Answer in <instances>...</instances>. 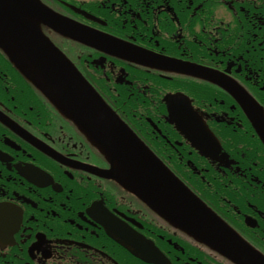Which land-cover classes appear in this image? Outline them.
<instances>
[{
    "label": "flooded vegetation",
    "instance_id": "flooded-vegetation-1",
    "mask_svg": "<svg viewBox=\"0 0 264 264\" xmlns=\"http://www.w3.org/2000/svg\"><path fill=\"white\" fill-rule=\"evenodd\" d=\"M74 2L102 22L75 13L61 0L46 3L90 27L174 59L168 72H159L103 58L94 49L46 32L108 103L171 160L186 185L249 245L247 255L264 260V145L222 89L184 75L185 63L225 75L248 90L264 112V0ZM183 89L195 93L205 109L204 119L220 125L227 142L233 140L228 150L234 163L207 160L168 123L162 96ZM30 91L0 54V264H152L131 254L113 234L122 239L129 234L150 237L163 264H223L221 252L209 255L203 246L211 247L184 241L177 228L160 222L133 194L91 174L89 165H108L70 121L35 94L29 100ZM26 163L49 173L51 180L31 182L30 177L39 182L47 178L30 169L28 176ZM92 203L96 206L88 213Z\"/></svg>",
    "mask_w": 264,
    "mask_h": 264
},
{
    "label": "water",
    "instance_id": "water-1",
    "mask_svg": "<svg viewBox=\"0 0 264 264\" xmlns=\"http://www.w3.org/2000/svg\"><path fill=\"white\" fill-rule=\"evenodd\" d=\"M26 2L34 6L27 5ZM38 6L37 0H0V44L10 58L51 102L61 111L69 114L85 131L88 133L91 131L95 140L107 150V153L111 150L113 143H119L118 154L113 152L119 164H116L117 166L121 165L122 168L124 167L123 170L131 171L124 163L128 160L122 158L124 155H129L121 154L122 145L135 151L131 143L139 150L136 157L137 162L154 165L155 162L151 160L152 157L145 147L133 137L126 126L101 102L97 95L83 91L80 82L76 83L71 75L66 74L67 71L72 73V70L70 71L63 56L50 43L42 40L40 32L31 21ZM61 76L72 86L73 90L60 87L58 81ZM124 135L127 139H120ZM123 175L124 178L129 177L125 176V173ZM115 179L120 182V179ZM132 185L136 186L134 179H132ZM198 202L193 198L190 199V205L199 209L203 208L204 205L200 206Z\"/></svg>",
    "mask_w": 264,
    "mask_h": 264
}]
</instances>
